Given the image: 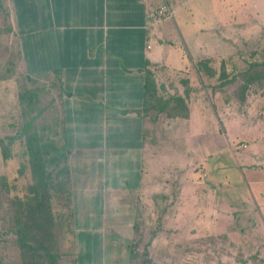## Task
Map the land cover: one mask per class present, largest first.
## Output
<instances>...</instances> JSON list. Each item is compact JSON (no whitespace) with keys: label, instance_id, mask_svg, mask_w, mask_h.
<instances>
[{"label":"crops","instance_id":"0c3cea01","mask_svg":"<svg viewBox=\"0 0 264 264\" xmlns=\"http://www.w3.org/2000/svg\"><path fill=\"white\" fill-rule=\"evenodd\" d=\"M243 1L249 38L261 36L264 17L257 19L258 12L250 16V0ZM239 4V0H8L24 72L39 81L41 93L48 94L54 106L49 140L52 150L65 159L72 215L82 216L78 223L86 225L83 230L90 235H96L97 227L91 223L100 221L103 210L118 208L126 218L133 216L144 195L153 197L159 191L160 159L168 157L161 155L160 147L158 116L163 104L158 70L163 78L181 73L183 95L171 98L173 103L180 101L182 110L173 114L178 123L175 139L178 153L186 150L184 138L187 155L191 153V123L198 105L200 126L206 123L203 103L191 101L189 77L194 72L206 83L208 75L197 63L206 64L209 58L219 59L220 65L234 63L229 56L239 45ZM164 5L171 16L160 13ZM247 96L241 100L244 108ZM218 117L217 122L223 120L221 114ZM258 123L264 126V114ZM259 136L246 147V161L264 152V138ZM252 163L246 166L245 181L239 172L243 182L223 188L221 195L228 191L232 200L220 205L239 211L234 200L245 202L253 221L264 224V167Z\"/></svg>","mask_w":264,"mask_h":264},{"label":"rangeland","instance_id":"374dc122","mask_svg":"<svg viewBox=\"0 0 264 264\" xmlns=\"http://www.w3.org/2000/svg\"><path fill=\"white\" fill-rule=\"evenodd\" d=\"M239 1V45L229 56L234 57V63H223L228 79L219 78L222 64L215 58L204 64L214 72L206 83L199 82L194 72L189 77L193 84L191 101L203 103L202 122L205 118L206 123L200 126L198 105L191 123V153L187 155L189 144L185 138L181 145L186 150L178 153L180 144L175 139L178 123L166 112L175 104L171 98L183 95L181 73L163 78L158 70L160 104H163L158 116L160 147L161 155L169 158L160 159L159 191L153 197L151 193L144 195L133 216L126 218L118 208H114L118 214L110 212L113 209L103 210L100 221L91 223L97 227L96 235H90L83 230L86 225L78 223L82 216L72 215L68 174L59 171L66 166L63 153L48 149L54 106L49 95L41 93L44 88L41 89L39 81L27 78L17 51L8 0H0V264H25L37 259L31 257L36 253L21 249L16 243L12 227L16 217L24 221L22 204L36 206L40 198L36 180L42 161L49 174L47 204L54 219L57 244L55 251H51L54 257H46L40 264H264V224L253 221L245 202L234 200L239 211L220 205L232 200L228 191L221 194L223 188L238 186L239 172H243L245 181L246 166L259 162L257 166L264 167L263 151L256 153L257 158L244 159L254 136L264 138V126L258 123L264 114V78L253 80L244 92L241 89L248 72L264 73V66L260 65L264 57V33L249 38L246 1ZM247 11L250 16L258 12L257 19H262L264 0H250ZM245 94L248 107L244 108L245 102L241 100ZM260 110L263 113L259 114ZM220 114L223 120L217 122ZM45 126L49 127L48 132ZM33 133L37 134L40 150L29 152L27 139ZM183 134L184 130L182 137ZM224 211L226 216L221 215Z\"/></svg>","mask_w":264,"mask_h":264},{"label":"trees","instance_id":"16d2710c","mask_svg":"<svg viewBox=\"0 0 264 264\" xmlns=\"http://www.w3.org/2000/svg\"><path fill=\"white\" fill-rule=\"evenodd\" d=\"M260 65L264 66V57H263V60L260 62ZM197 66L199 70H201L202 68V71H204V73H206L208 77H211L214 74L212 70L207 69L204 66L203 62L200 63V65L198 64ZM248 73L249 74H247V76L243 80V84L241 87L242 92L248 89L247 87L249 86L251 82H253V80H256L262 77L264 78V73H258L256 75H252L250 74V72ZM219 78L223 80L228 79V75L224 71L223 64L221 65V73L219 75ZM243 95L244 94L242 93L241 96ZM179 103L180 101L177 100L175 102L174 107L170 108L166 112L171 113L172 115L173 114L179 115L180 113H182L181 108L179 109L180 107ZM36 135H37L36 133H33V135L28 137L27 139V149L29 152H36L40 150ZM48 147H49L48 148L49 150H52L49 144H48ZM40 155L42 154H39L38 156L39 158H40ZM42 164H43V161H42ZM42 164H40L39 162L38 170H39L40 175L38 179L36 180V183L40 189V198L39 200H37V198L35 197V200H37L35 203L36 206H33L31 204L24 206V204H22L21 207L24 210V215H23L24 221L16 220L17 218L16 217L14 225L12 227L13 228L12 232H14L16 243H18L21 249H29L33 251L34 253H36L34 255L32 254L31 257L36 256L37 259L31 262H26L25 264H40V262L44 261L46 257L53 258L54 255L51 253V251L53 250L55 251V247L57 244L55 240V235L53 233L54 219L50 213L49 205L47 204L49 201V190H50V182L48 181L49 174L47 173V171H45L44 166H42ZM59 171L63 172L67 176V169L65 165L59 168ZM35 195L38 196V192H36ZM29 212H31V214ZM30 244H33L34 246L31 247Z\"/></svg>","mask_w":264,"mask_h":264},{"label":"built area","instance_id":"2783aa9c","mask_svg":"<svg viewBox=\"0 0 264 264\" xmlns=\"http://www.w3.org/2000/svg\"><path fill=\"white\" fill-rule=\"evenodd\" d=\"M160 13H165L166 15L171 16V13H170V11H169V8H168V6H166V5H164V6L161 8Z\"/></svg>","mask_w":264,"mask_h":264}]
</instances>
